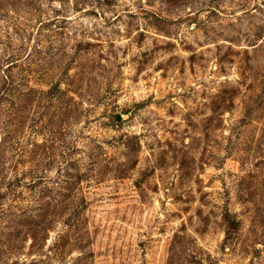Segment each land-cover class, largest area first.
Segmentation results:
<instances>
[{
	"label": "rangeland",
	"instance_id": "obj_1",
	"mask_svg": "<svg viewBox=\"0 0 264 264\" xmlns=\"http://www.w3.org/2000/svg\"><path fill=\"white\" fill-rule=\"evenodd\" d=\"M0 264H264V0H0Z\"/></svg>",
	"mask_w": 264,
	"mask_h": 264
},
{
	"label": "trees",
	"instance_id": "obj_2",
	"mask_svg": "<svg viewBox=\"0 0 264 264\" xmlns=\"http://www.w3.org/2000/svg\"><path fill=\"white\" fill-rule=\"evenodd\" d=\"M210 2H213V0H209Z\"/></svg>",
	"mask_w": 264,
	"mask_h": 264
}]
</instances>
